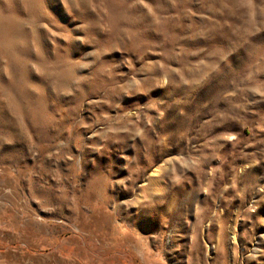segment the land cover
<instances>
[{
    "label": "rangeland",
    "instance_id": "374dc122",
    "mask_svg": "<svg viewBox=\"0 0 264 264\" xmlns=\"http://www.w3.org/2000/svg\"><path fill=\"white\" fill-rule=\"evenodd\" d=\"M0 264H264V0H0Z\"/></svg>",
    "mask_w": 264,
    "mask_h": 264
}]
</instances>
